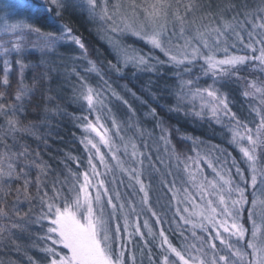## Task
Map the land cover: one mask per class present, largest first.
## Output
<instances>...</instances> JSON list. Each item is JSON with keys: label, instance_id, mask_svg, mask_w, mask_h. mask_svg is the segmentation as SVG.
<instances>
[{"label": "snow or ice", "instance_id": "obj_1", "mask_svg": "<svg viewBox=\"0 0 264 264\" xmlns=\"http://www.w3.org/2000/svg\"><path fill=\"white\" fill-rule=\"evenodd\" d=\"M71 2L24 0L18 7L29 10L32 14L30 17L12 24H8L5 17V32L15 36V40L0 42V57H3V66L0 68V117L4 120L0 127L4 129L6 149L9 133L27 131L21 126L17 114L23 111L26 98L33 94L32 87L24 82V72L28 65L22 59L14 60L19 77L13 92L10 80L14 71L13 61L7 59L13 54L17 57L23 55L25 34H34L44 49H54L71 41L87 59V49L80 37L73 35V29L68 24H57V19H63L62 14ZM75 6L86 11L92 20L107 25L112 33H131L150 46L149 53H142L136 48L110 40L115 63L109 61V68L117 73L129 65L154 71L157 65L167 64L182 69V72L176 73L182 76L192 71L191 65L203 61L202 72L210 75L212 83L200 87L197 86L199 77L195 80L181 79L180 91L176 94V108L179 109L186 102L195 110L199 103V111H194L196 116L203 117L207 113L218 124L227 121L229 144L240 153L239 161L231 157L230 166L227 161L220 163L219 157L214 163L199 153L195 157L181 159L174 146H171L169 129L163 120L157 119L159 141L163 143L169 158L174 157L177 166L183 165L189 185L177 189L175 181H166L165 173H161V185L171 193L170 199L176 201L172 222L176 224L182 243L179 246L173 244L166 230L161 227L158 236L162 259L159 264H264V198L256 195L260 189L264 197V76L247 79L241 75L249 65L258 66L264 74V0H259L253 9H249L246 3L238 6L233 0H227L217 13L210 14L208 23L203 22L208 14L199 18L196 15L204 8L200 0H78ZM33 19H43L58 30L44 32L31 22ZM156 51L166 59L161 60L152 54ZM218 53L223 55L219 56ZM88 65L87 71L100 77L106 91L123 100L104 80V73L96 62L88 60ZM233 79L243 80L242 95L256 101L249 103L251 113L258 118L254 127H250L246 119L232 111L228 95L217 86ZM10 96L14 103L9 102ZM74 100L87 113L74 117L81 122L79 126L85 134L81 143L88 153L87 167L79 171L77 161L78 170L72 172L69 169L72 180L67 193L64 190V186L69 183L66 178L64 181H54L51 185L52 194L49 195L47 185L43 183L48 175L47 165L32 161L39 169L34 198L30 191L33 182L28 178L26 170L28 166L14 162L27 159V147L19 153L5 152L0 155V218L10 219L7 205V198L12 195L10 182H22V186L15 189L11 211L17 221H25L26 224V218L31 219V208L29 212L22 213L18 207L21 198L30 202L33 199L39 200L41 210L33 222L41 227H45L46 222L44 234L39 239L45 244L42 250L47 254L48 264H128L126 252L129 251L128 245L132 244L133 237L138 236L147 245L146 235L153 239L157 236L147 219L141 225V215L147 211L155 218L156 224L164 222L152 208L151 184L145 183L144 179L148 169L156 172L160 169L150 155L147 156L148 169L145 168L146 154L139 150L134 139L136 135L143 136L145 133L135 119L131 105H128L131 112L128 121H119L112 116L109 128L103 122L102 114L105 110L111 114L112 110L106 103L104 92L81 77ZM123 103L127 105L128 101L123 100ZM93 113L94 120L90 119ZM148 115L156 117L155 109H151ZM127 131H133V136L126 139L122 133ZM117 138L120 143H117ZM103 148L111 154L115 165L109 164ZM121 148L123 156L130 157L137 166H125L120 155ZM156 159L160 164L165 163L159 156ZM4 160L8 161L6 169L2 166ZM97 160L106 170L105 173L98 170L95 163ZM201 163L211 169V176L205 174ZM117 170L127 174L130 182L138 186L136 189L132 183L128 185L133 187L134 193L138 191L142 194L139 211L136 203L124 200L121 192L109 188L102 178L112 174L110 183H117ZM119 183L123 184V181ZM249 188L252 189L251 201L248 199ZM249 203L251 207L247 211L251 229L246 228L243 221V213ZM258 208L260 223H257ZM25 224L13 222L11 228L26 230ZM142 227L147 230L146 233L141 230ZM7 230L0 226V233ZM149 256L151 259L150 249ZM130 259L131 264H136L135 254Z\"/></svg>", "mask_w": 264, "mask_h": 264}, {"label": "trees", "instance_id": "obj_2", "mask_svg": "<svg viewBox=\"0 0 264 264\" xmlns=\"http://www.w3.org/2000/svg\"><path fill=\"white\" fill-rule=\"evenodd\" d=\"M233 1L236 5L246 2V0ZM25 12H27L26 18L32 15L29 10L25 9ZM66 12L62 20L57 19V24H68L73 29V35L80 37L87 49L86 60L84 58L81 60L76 59L81 50L73 42L66 41L54 49H44L41 41L34 34H25V48L22 56L17 57L13 54V56L7 57V59L13 61L14 68L10 76L11 91H15L19 77L18 66L15 65L14 60L22 59L28 65L24 72V82L32 87L33 94L30 98H26L23 111L17 114L21 126L26 128L27 131L9 133L6 140L7 149L3 140L4 129L0 127V155L5 152L9 154L19 153L24 150V147H27L29 153L27 159L14 160V162L28 166L26 170L29 173L28 178L33 182L30 191L34 198L36 197L35 181L39 169L35 167L32 161H35L36 164L43 163L47 165L48 175L43 183L47 185L49 195L52 194V183L56 180L64 181L66 178L69 183L64 186V190L67 193V188L72 180L69 169L76 172L78 170L77 161H79V171L82 172L87 167L88 154L81 143V139L85 134L79 126L81 122L74 119L76 116L87 114L81 105L74 100L75 94L72 90L80 84L75 71L80 72L79 76H86L84 77L85 80L93 86L102 88L101 85H103L106 88L99 76L87 71L89 67L88 59L96 62L104 73V80H107L111 88L123 100L128 101L127 105L123 103V100L114 104L119 120L128 121L131 116L128 105H131V108L135 111V119L139 121V126L145 133L143 136L137 135L140 144L144 142L149 145L153 144L152 142H155L156 145L162 144L159 141L160 129L157 127V119H160L169 129L171 146H174L181 159L187 156L195 157L198 153L197 149L206 150L207 146H212L219 149L216 156L227 161L229 165H231V157L240 160L238 149L229 144L230 134L226 127L227 121L218 124L207 113L203 117L196 116L194 111H199V103H197L195 110L186 102L181 104L179 109L176 108V94L180 91L181 79L195 80L196 77H199L197 86L207 87L212 83L209 76L196 74L198 71L187 76H178L176 73L180 70L169 65L160 66L156 73L147 72L144 69L134 70L129 68L123 75H119L109 68L108 62L115 63V56L100 39L99 34L97 36L96 31L91 29L92 22L87 20V15L83 16L74 11ZM31 22L44 32L58 30L49 26V23L43 19H33ZM8 39L15 40V36L11 34L7 36L0 35V42ZM136 45L140 49L144 47L142 45L138 46V43L135 42ZM2 61L3 57H0V68L3 66ZM80 67L83 69L80 70ZM241 75L247 79L264 76L258 66H248ZM217 86L220 87L221 92L228 95L232 111L236 112L242 119H246L250 125L253 120V113L249 111L251 99H246L242 95L244 81L233 79L222 82V86ZM9 102L14 103L11 96ZM151 109H155L156 117L148 115ZM3 124L4 120L0 117V125ZM149 145L147 146L148 149ZM229 154L231 155L229 156ZM207 155H210L209 152ZM7 163V160L2 162L5 169ZM171 164L178 169L174 157L171 158ZM179 167H181L180 171L182 172L183 165L180 164ZM21 186L22 182H10L12 195L7 198L10 219L0 218V226L8 229L0 233V264H48L47 254L42 250L45 244L39 239L44 234L46 222L45 227L33 222L35 216L39 215L41 210L39 200L33 199L30 202L21 198L18 205L20 211L22 213L29 212V208H31L29 213L31 219L26 218V224L25 221H17V218L12 214L11 206L15 200V189ZM166 193L169 195L167 189ZM250 194L251 190L249 188L248 196ZM248 199L250 200L249 197ZM162 214H164L162 225L166 230V235L173 244L179 246L182 240L176 230V224L172 222V210H168L167 213L164 211ZM13 222L25 224L26 230L12 229L11 223ZM136 241L140 242L139 240ZM149 243L153 246V254L159 256L161 250H158L153 242ZM136 250L138 253L141 248H136ZM148 254L136 258L138 264H149ZM128 264H130L129 260Z\"/></svg>", "mask_w": 264, "mask_h": 264}, {"label": "rangeland", "instance_id": "obj_3", "mask_svg": "<svg viewBox=\"0 0 264 264\" xmlns=\"http://www.w3.org/2000/svg\"><path fill=\"white\" fill-rule=\"evenodd\" d=\"M222 1V2H221ZM200 0V2L204 5V8H202L201 11L197 12V17H201L204 16L205 14H208V18H206L203 22L204 23H208V20L211 18V13H217L220 9V7L227 2V0ZM24 0H0V35H9L10 33H6L5 32V17L7 18V23L8 24H12V23H17L20 20L26 19L27 16V12H25V9H21L18 7V5H20L21 3H23ZM112 2H115V0H112ZM78 3V0H72L71 4L67 7V9L63 12L62 15L66 14V11L69 12H79L80 15H87V20L92 22V25H90L91 29L95 30L97 33V36L99 34L100 39L103 41V43H105L109 49L112 51L113 53V49L112 46L110 44V40H115L118 41L119 43H121L122 45H127V46H131L133 48H136L137 50H140L142 53H149L150 51V46L146 45L145 42L143 40H141L140 38L132 35L131 33H112L111 31L108 30V26L105 24H102L99 20H92L86 11L76 7L75 5ZM234 3V1H233ZM248 5L249 9H253L255 8L258 4H259V0H246V2H244L243 4H237L238 6H243L244 4ZM210 5V7H209ZM109 7L111 8V3L109 4ZM231 16V13L229 14V17ZM89 27V28H90ZM12 35V34H11ZM135 42L138 43V46L142 45L144 47H142L141 49L139 47H137V45L135 46ZM140 43V44H139ZM114 54V53H113ZM155 56H158L161 60H165L166 57L163 56L162 53H160L159 51H156L154 53H152ZM243 54V53H240ZM217 55L222 56L223 53H218ZM249 55H251V53H249ZM83 55L82 52L79 53V55L77 56L76 59L81 60L83 59ZM84 60H86L84 58ZM89 60V59H88ZM167 65V64H165ZM202 65H203V61H197L196 63H194L193 65H191V69L192 71L190 73H195L196 74H202ZM171 66V65H169ZM249 66H253V65H249ZM160 67V65H157L156 70H149L148 68H136L133 67L131 65H129L128 67H124L122 68V71L117 73L119 75H123L125 73V71L129 68L134 69V70H146L147 72H152V73H156L157 69ZM80 70H82L83 68L80 67ZM180 72H182V69H179ZM113 71V70H111ZM77 78L80 81V78L82 76H79L80 72H78L77 70L75 71ZM190 73H184V76H187ZM209 78L211 79L210 75ZM86 76H83V78ZM85 79V78H84ZM88 82V81H87ZM89 83V82H88ZM92 85V84H91ZM78 87V86H77ZM76 87V88H77ZM97 87L98 86H94ZM102 88H98L100 91L104 92L105 95L107 96V100L106 103L108 104V107L111 108V114H109L106 110L104 111V113L102 114L103 116V122L106 124V126H108L109 128H111V117L115 116L118 120H119V115H117L118 113H116L114 104L118 101H120L119 99H117L116 97L111 96L110 92L106 91V88L103 87V85H101ZM76 88H74L72 91H74V94H76ZM248 99V98H246ZM251 99V98H250ZM256 103V102H254ZM230 106V105H229ZM249 111H251L249 109ZM95 118V113H93L90 116V119L94 120ZM120 121V120H119ZM258 122V118L255 116V114H253V120L252 123L249 125L250 127H254L255 123ZM125 138L127 139V137L129 136H133V131H127L122 133ZM135 139V143L138 145L139 150L141 152H144L146 154V158L144 160V164H145V168L148 169V165H149V161L147 159V156H151L152 161L156 164V167L160 169L159 172L156 171H152L151 169H148V171L145 173V183H150L151 184V190H150V203L152 205V208L158 213V215L161 216L162 221H163V216L164 214H162L164 211L167 213L168 210L170 211V209L172 210V212L174 213V209L176 206V201L171 200V193H166V188L162 187L161 185V173H165L164 175V179L168 182L171 181H175V185L177 189H182L183 187H189V185L187 184V174L183 171H180L181 167L178 166V169L171 164V159H169L168 154L165 153L164 151V145L163 143L161 145H156L155 142H152L153 144L149 145L146 144V142L144 143H139L138 141H140L139 137H137V135L134 137ZM117 143H120L119 138H117ZM145 145H149V149L147 147H145ZM208 147V146H207ZM204 149H197L196 151L200 154L201 157L207 156L209 159H212L213 162L215 163L217 158L219 156H216V154L218 153L219 149H215L212 146L208 147V150ZM102 151L104 152L106 159L108 160L110 165H115V161L111 160V154L108 152V150L106 148H103ZM131 151V149L129 148V152ZM152 151V152H151ZM209 152L210 155H207V153ZM239 153V151H238ZM88 154V153H87ZM154 154V155H153ZM120 155L123 157L124 161H125V166H137L133 163L132 159L128 156H123V148H121V153ZM160 155H162L160 157ZM157 158V156H159L161 159L164 160V164H160L159 161L157 159H155V157ZM240 156V153H239ZM220 159V158H219ZM224 160L220 159V163H224ZM95 163H97V167L98 170L103 174L105 173V169L99 165L98 160L95 161ZM229 165V164H228ZM219 166V165H217ZM230 166V165H229ZM201 167L203 168L205 174L211 176V169H209L207 167L206 164L201 163ZM233 171H235L233 169ZM150 172V175H149ZM167 173H171L170 175ZM180 174V175H179ZM182 174V175H181ZM116 175V181L117 183L112 184L110 183L113 179L112 174H108L106 176H102L103 179H105L106 183L108 184L109 188H116L117 190H119L121 192L122 198L124 200H131L132 202L136 203L137 205V210L139 211L140 209V205H139V199L140 196L142 194H140L138 191H136L134 193V189L133 187H128L129 183H132L134 185V187L136 189H138V186L134 184V182H130L129 177L127 174L125 173H121L119 172V170L116 171L115 173ZM236 179L238 180L239 178L236 177ZM122 180L123 184H120L119 181ZM251 193H252V189L250 188ZM257 197L259 198H264L262 197V193L261 190L258 189L256 192ZM250 198L249 201H251L252 199V195L250 194V196H248ZM171 205V206H170ZM181 207H183V205H181ZM251 205L249 203V205L246 206V210L243 213V221L245 222V227L248 229H251V222L248 221V211L247 209L250 208ZM163 210V212H162ZM162 212V213H161ZM259 212L260 209H257V223H260L259 221ZM247 214V217H246ZM132 219H135V217H132ZM147 219L150 223V225L153 228V231L157 234L156 239H153L151 237H148L147 235L145 236V239L148 240V244L145 245L144 240H141L138 236L133 237V241L132 244L128 245L129 251L126 252V259L130 261L131 264V259L130 256L132 254H135L136 258H139L141 255L143 256L144 254H148L149 253V249L151 250V259L150 256L148 254V259H149V264H159L160 260L162 259L160 253L159 256H155L153 254V249L151 246V244L149 242H153L156 245V248L158 250H161L159 248V229L161 227H163L162 224L158 225L155 223V218L151 216V213L145 211L141 217H140V223L141 225L143 224V221ZM165 222H166V215H165ZM121 225L123 224V221H120ZM176 226V225H175ZM142 231H144L146 233V229H143V227L141 228ZM158 238V239H157ZM247 238V237H246ZM136 240H139L140 242L138 243ZM138 243H136V242ZM243 244V242H242ZM140 245V246H139ZM141 248V250L137 253L136 248ZM157 251V250H156ZM158 252V251H157ZM136 264H138L137 259H136Z\"/></svg>", "mask_w": 264, "mask_h": 264}]
</instances>
